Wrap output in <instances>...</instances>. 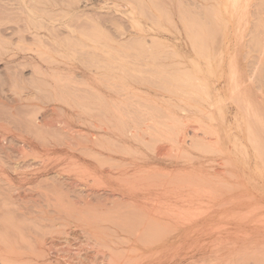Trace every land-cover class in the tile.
Returning a JSON list of instances; mask_svg holds the SVG:
<instances>
[{
    "label": "rangeland",
    "instance_id": "rangeland-1",
    "mask_svg": "<svg viewBox=\"0 0 264 264\" xmlns=\"http://www.w3.org/2000/svg\"><path fill=\"white\" fill-rule=\"evenodd\" d=\"M227 1L0 0V185L2 186H0V192L3 193H0V206L7 208L6 212L11 213L9 215L14 218L16 216L20 222L24 218L28 219L29 222L25 220L24 224L40 226L43 223V218L46 217L48 219L45 223H48V220H50L49 222L55 221V219V222L67 223L68 226L49 229L53 231L54 235H57L60 231L70 232L72 228L78 231L80 229L79 223L73 222L75 220L72 219L73 216L78 218L77 213H74L71 219L68 217L67 221L63 218L64 213L57 212L58 209H62L60 212H70L81 208L79 205H83L85 200H90L87 209L89 207L88 210L91 213L88 214L87 209L81 208L85 210L83 216L94 219L98 227L97 230L105 240L109 244L112 243V247L118 246L113 248L117 250L116 252L126 251L124 249L130 247L133 248L129 250H137L146 246L145 249L148 250L150 246L149 249L152 251L154 247H157L159 241L158 246L162 245L164 249H168L166 251L173 247V252L180 253V262L177 264H243L244 261V264H264V8H262L264 0H247L245 2L241 0V8L244 7L239 10V14L243 11L242 15H238V11L233 12L231 4ZM257 3H259L258 6H261L258 7ZM253 16L255 17L253 18ZM257 16H261V19ZM63 20L67 25L63 23ZM200 23L201 25H199ZM208 32L211 34L209 35ZM258 37L260 39H257ZM255 46L258 47L255 48ZM27 55L35 57L34 59L45 67L59 68L60 71L63 69L67 83L70 84L66 87L69 88L65 89L68 91V95H66V91V94L64 93L66 96L64 95L63 99L57 98L49 78H37L33 75V67L29 61L27 63L15 61L19 57ZM197 71L198 73H196ZM185 72L187 76H184ZM188 73L191 75L195 73V75L191 76ZM189 76L193 78H189ZM18 79L19 81H17ZM257 84L258 86H256ZM84 90H89L91 93L88 91L90 94H87ZM38 91L40 92L38 93ZM96 91L101 96H105L107 101H110L115 107L117 114L121 113L122 117L117 115L114 119L103 112ZM44 92L45 95H43ZM198 92L201 94L198 95ZM75 93L77 94L75 95ZM80 94L82 95L77 96ZM85 95L87 99L89 95L90 100H87ZM47 96L48 100H46ZM72 96H75V100L70 99ZM83 97L87 101L80 102L79 100ZM56 99H60V101L70 99L71 101L69 100V104H67L65 100L60 102ZM75 101L80 104H76ZM94 102H96L95 105ZM72 103L74 107H72ZM89 108H91L90 111ZM51 112L53 115L56 113V117L58 114V118L60 115L63 116L60 117L61 120H66L76 130H84V132L72 134L59 127L47 130L44 121L48 119ZM84 113L91 116L86 117ZM78 115H81V119ZM107 118L110 122L107 121ZM99 120L103 123L98 126L99 129L101 127V130L94 127V122L99 125L97 122ZM121 128L124 135L119 131ZM108 129L110 131H107ZM88 130L94 133L95 139L93 137L89 139L90 132ZM127 131L131 132L126 134ZM256 135L260 138L258 139L259 146L256 143ZM181 138L184 139L181 140ZM106 141L109 147L106 145ZM148 144L152 145L148 146ZM25 152L30 156H26ZM45 157L48 161L45 160ZM48 157L51 159L49 160ZM73 158L74 161L79 160L84 164L83 166L91 164L95 170H110L113 175H118L122 171L123 173L129 172L130 175L135 172V174L143 172L145 174L146 170H149L146 173L153 171L155 174L157 173V176L160 174V180L165 190H174L178 195L180 194L178 196L180 203H177L180 204V210L185 212V215L180 214L175 223L172 222V218H167L170 227H168V222L161 223L159 226L162 228L164 236L157 235L159 240L153 243L157 238L152 236L154 238L152 239L148 235L151 236L154 232L160 234L157 228V231L155 228V231H152V225L155 224L149 222L148 225L151 228H148L152 232L142 233V235L146 234V236H142L140 229L144 225L143 231L145 230L147 226L143 223L146 222H142L143 219L140 217L142 221L136 218L138 222H134L135 216L132 218L133 215L130 214L132 212L127 213L121 206L119 207L118 202H115L116 199L110 198L106 209H99V207L93 206H99L103 202L104 195L101 192H92L95 188L87 189L88 187L82 184L71 187L70 181L65 178L62 171L66 162L73 161ZM41 159L45 160L46 164L48 163L46 169H44ZM60 159L63 162L66 159L67 161L62 163ZM98 159H100L99 162ZM104 160H107L106 163ZM212 185L214 186L212 187ZM44 187L46 188L44 189ZM198 189L201 190V195L199 192L196 193ZM38 191L41 192L38 193ZM14 195L20 196L21 200L26 202L28 206L25 208L26 210L19 208L21 202L14 200L16 199ZM56 195L60 198H57ZM204 195L210 198L209 201L204 198L207 202H203L204 200L201 198ZM190 196L191 200L188 199ZM198 196H201L202 203ZM43 197L45 198L43 199ZM169 202L170 200L167 203ZM183 202L190 204L185 205L187 204L185 203L182 206ZM112 203H116L114 208L117 205L118 209L113 208L114 211H112ZM72 205L76 209L72 208ZM94 209L97 212L91 211ZM113 212H117L118 215L116 216L117 213H115L114 216ZM200 212H208L210 216L203 215V218ZM127 215L132 216L128 219ZM59 216L61 221H58ZM111 216L117 218L120 216V218L115 220ZM34 217L36 219L39 217L38 221H34ZM110 219L115 224L112 221L110 224ZM127 220L132 221L129 223ZM164 220L166 221V218ZM262 223L263 225H261ZM127 231L131 233L127 234ZM68 232L59 234L61 239L64 237V239H69L71 244H75V236L72 237L74 234ZM135 233L136 235H134ZM109 235L110 239L113 237L111 240L108 239ZM132 235L134 237L140 235V238H133ZM138 239L143 240L140 242ZM143 241H146L148 245ZM149 241L152 243L151 245ZM59 242L63 243L64 241ZM68 246L67 243H63L61 247L73 249ZM259 248L263 254H251L252 251ZM175 249L177 250L174 251ZM241 250L244 253H250L244 257L245 259L243 258L244 261L241 260ZM220 252L227 254L224 255Z\"/></svg>",
    "mask_w": 264,
    "mask_h": 264
},
{
    "label": "bare ground",
    "instance_id": "bare-ground-1",
    "mask_svg": "<svg viewBox=\"0 0 264 264\" xmlns=\"http://www.w3.org/2000/svg\"><path fill=\"white\" fill-rule=\"evenodd\" d=\"M35 1V0H34ZM51 1H53V0H51ZM59 1V0H58ZM154 1V0H153ZM216 1V0H215ZM222 1V0H221ZM224 1V0H223ZM243 1V0H242ZM241 0H228L227 2L229 3V4H231V6H232V11L234 12H237L238 11V15H242V13H244L243 11H241L240 13L241 14H239V10H242L243 9V7L244 6H242V8H241V2H242ZM245 1H247V0H244V2ZM59 3V2H58ZM61 3V2H60ZM248 3V2H247ZM44 4V3H43ZM56 4V3H55ZM152 4V3H151ZM219 4V3H218ZM258 4L259 3H257L256 5L258 6ZM264 4V3H263ZM49 5H50V3H49ZM61 5H62V3H61ZM247 5V4H246ZM254 5V4H253ZM56 6V5H55ZM137 6V5H136ZM155 6V5H154ZM248 6V5H247ZM259 6H261V5H259ZM258 6V7H259ZM32 7V6H31ZM215 7V6H214ZM221 7V6H220ZM253 7V6H252ZM258 7H257V9H258ZM37 8V7H36ZM65 8H67V7H65ZM147 8V7H146ZM212 8V7H211ZM228 8V7H227ZM231 8V7H230ZM246 8V7H245ZM262 8H264V5L262 6ZM261 8V9H262ZM35 9V8H34ZM137 9V8H136ZM164 9V8H163ZM163 9H161V10H163ZM208 9H209V6H208ZM220 9V8H219ZM255 9H256V7H255ZM142 10V9H141ZM141 10H140V12H141ZM211 10V9H210ZM217 10V9H216ZM228 10V9H227ZM226 10V11H227ZM259 10V9H258ZM39 11H40V9H39ZM144 11V10H143ZM146 11V10H145ZM180 11V10H179ZM212 11V10H211ZM218 11V10H217ZM222 11V10H221ZM261 11V10H260ZM264 11V10H263ZM42 12H44V11H42ZM46 12V11H45ZM68 12V11H67ZM223 12V11H222ZM256 12V11H255ZM49 13V12H48ZM143 13V12H142ZM162 13H163V11H162ZM166 13V12H165ZM182 13V12H181ZM193 13V12H192ZM215 13V12H214ZM261 13V12H260ZM223 14V13H222ZM237 14V13H236ZM245 14H246V12H245ZM256 14H257V12H256ZM255 13H254V15H256ZM262 14V13H261ZM43 15V14H42ZM45 15V14H44ZM43 15V16H44ZM48 15V14H47ZM46 15V16H47ZM169 15V14H168ZM259 15V14H258ZM263 15V14H262ZM261 15V16H262ZM42 16V17H43ZM260 16V17H261ZM31 17V16H30ZM164 17V16H163ZM166 17V16H165ZM164 17V18H165ZM186 17V16H185ZM228 17V16H227ZM255 16H253V18H254ZM257 17H259V16H257ZM259 17V19H261ZM263 17V16H262ZM33 18V17H32ZM167 18H168V16H167ZM66 19V18H65ZM205 19V18H204ZM264 19V18H263ZM33 20V19H32ZM49 20V19H48ZM234 20V19H233ZM239 20V19H238ZM35 21V20H34ZM37 21V20H36ZM60 21H61V19H60ZM64 21V20H63ZM196 21V20H195ZM202 21V20H201ZM200 21V22H201ZM207 21V20H206ZM224 21V20H223ZM232 21V20H231ZM257 21V20H256ZM262 21V20H261ZM67 22V21H66ZM71 22V21H70ZM101 22V21H100ZM139 22V21H138ZM192 22V21H191ZM204 22V21H203ZM222 22V21H221ZM233 22V21H232ZM63 23H65V21L63 22ZM68 23H69V21H68ZM185 23H187V22H185ZM195 23V22H194ZM196 23H197V21H196ZM215 23V22H214ZM218 23H220V22H218ZM238 23H240V22H238ZM246 23V22H245ZM39 24V23H38ZM71 24V23H70ZM190 24V23H189ZM229 24V23H228ZM244 24V23H243ZM247 24V23H246ZM255 24H256V22H255ZM65 25H67L66 23H65ZM199 25H201V23L199 24ZM230 25V24H229ZM36 26V25H35ZM72 26V25H71ZM193 26V25H192ZM196 26V25H195ZM203 26H205V25H203ZM208 26V25H207ZM216 26H217V24H216ZM187 27H188V25H187ZM191 27V26H190ZM197 27V26H196ZM243 27V26H242ZM241 27V28H242ZM193 28V27H192ZM208 28H210V27H208ZM244 28V27H243ZM64 29V28H63ZM190 29V28H189ZM193 29H195V28H193ZM221 29V26L219 27V30ZM96 30V29H95ZM98 30V29H97ZM217 30V29H216ZM1 31V30H0ZM93 31V30H92ZM7 32V31H6ZM190 32V31H189ZM194 32V31H193ZM4 33H5V31H4ZM207 33V32H206ZM209 33V32H208ZM258 33V32H257ZM211 33H209V35H210ZM254 35V34H253ZM257 35V34H256ZM251 36V35H250ZM200 37V36H199ZM212 37V36H211ZM210 37V38H211ZM256 39V38H255ZM254 39V40H255ZM257 39H260L259 37L257 38ZM211 40V39H210ZM252 40V39H251ZM79 41V40H78ZM212 41V40H211ZM250 41V40H249ZM256 41V40H255ZM257 41H259V40H257ZM98 42V41H97ZM252 42H254V41H252ZM83 43V42H82ZM84 44V43H83ZM80 45H82V44H80ZM107 45V44H106ZM251 45V44H250ZM213 46V45H212ZM252 46V45H251ZM260 46V45H259ZM204 47V46H203ZM205 47L206 48H208L206 45H205ZM256 47H258V46H255V48ZM22 50V49H21ZM204 50V49H203ZM205 51V50H204ZM263 54V53H262ZM95 56H96V54H95ZM98 56V55H97ZM111 56V55H110ZM93 57V56H92ZM35 57H32V56H29V55H27V56H21V57H19L18 59H16L15 61H17V60H19V62L20 61H24V63L26 62L27 63V61H29L30 62V64H31V66L33 67V75H35L37 78L38 77H41V78H49V80H50V82H51V84H52V87H53V92L55 91V96L57 97V98H61V99H63V96L66 94V91L67 90H65V89H68V88H66L67 87V85L69 84V83H67V79H66V76L64 75V71H63V69H62V71H60L59 70V68L57 69V68H50V67H45V66H43L39 61H37V60H35L34 59ZM41 58V57H40ZM101 58V57H100ZM90 59V58H89ZM115 59V58H114ZM43 61V60H42ZM104 61V60H103ZM50 62V61H49ZM15 64H16V62H15ZM45 64V63H44ZM47 64V63H46ZM45 64V65H46ZM107 64V63H106ZM18 65V64H17ZM20 65V64H19ZM21 65H23V63H21ZM20 65V66H21ZM24 66H25V64H24ZM109 66V65H108ZM14 67V66H13ZM113 67V66H112ZM57 69V70H56ZM19 70V69H18ZM179 70V69H178ZM197 70V69H196ZM53 71V73H51ZM153 71V70H152ZM177 71V70H176ZM183 71H185V70H183ZM191 71V70H190ZM193 71V70H192ZM156 72V71H155ZM178 72V71H177ZM176 72V73H177ZM181 72V71H180ZM187 72V71H186ZM186 72H185V74H186ZM194 72V71H193ZM51 73V74H50ZM159 73V72H158ZM196 73H198V71L196 72ZM204 73V72H203ZM184 74V73H183ZM188 74H190L191 75V73H188ZM193 75H195V73H193ZM193 75H191V76H193ZM184 76H187V74L186 75H184ZM191 76H189V78L191 77ZM204 76V75H203ZM163 77V76H162ZM195 77V76H194ZM198 77V76H197ZM264 77V76H263ZM16 78H17V76H16ZM19 78V77H18ZM164 78V77H163ZM166 78V77H165ZM187 78V77H186ZM191 78H193V77H191ZM202 78V77H201ZM40 79V78H39ZM161 80H163L164 81V79H162V78H160ZM179 79V78H178ZM200 79V78H199ZM36 80H38V79H36ZM183 80V79H182ZM181 80V81H182ZM189 80V79H188ZM17 81H19V79L17 80ZM44 81V80H43ZM165 81H167V80H165ZM175 81H176V79H175ZM196 81L198 82V80H197V78H196ZM15 82V81H14ZM13 82V83H14ZM33 82H35V81H33ZM46 82V81H45ZM71 82V81H70ZM204 82V81H203ZM39 83V82H38ZM168 83H170V82H168ZM208 83V82H207ZM256 83H257V81H256ZM255 83V84H256ZM263 83V82H262ZM48 85H49V83H47ZM46 84V85H47ZM73 84H74V82H73ZM204 84V83H203ZM14 85V84H13ZM32 85V84H31ZM41 85V84H40ZM70 85V84H69ZM161 85V84H160ZM179 85V84H178ZM183 85V84H182ZM186 85V87H187V84H185ZM192 85V84H191ZM190 85V86H191ZM195 85H196V83H195ZM208 85V84H207ZM19 86V85H18ZM42 86V85H41ZM50 86V85H49ZM48 86V87H49ZM159 86V85H158ZM174 86V85H173ZM256 86H258V84L256 85ZM21 87V86H20ZM32 87H33V85H32ZM36 87V86H35ZM75 87V85L73 86V88ZM93 87V86H92ZM19 88V87H18ZM44 88V87H43ZM47 88V87H46ZM50 88V87H49ZM79 88V87H78ZM88 88H90L89 86H88ZM161 88H163L162 86H161ZM178 88V87H177ZM191 88H192V86H191ZM201 88V87H200ZM25 89V88H24ZM38 89V88H37ZM75 89V88H74ZM77 89V88H76ZM80 89V88H79ZM83 89V88H82ZM160 89V88H159ZM71 90V89H70ZM78 90V89H77ZM76 90V91H77ZM94 90V89H93ZM187 90V89H186ZM189 90V89H188ZM21 91V90H20ZM85 91V90H84ZM89 90H86L85 92H87V94L90 92H88ZM92 91V90H91ZM166 91V90H165ZM37 92V91H36ZM40 91H38V93H39ZM47 92H48V90H47ZM50 92V91H49ZM70 92V91H69ZM97 92V96H98V100L100 101L99 102V104H100V108L103 110V112H105L107 115H109L111 118H114V119H116V117H117V115H119V117H122V115H121V113L120 114H117V112L115 111V107H113L112 106V103H110V101L108 102L107 101V98L104 96H101V94H99L98 93V91H96ZM111 92H113V91H111ZM184 92V91H183ZM65 93V94H64ZM71 93V95H73L72 94V92H70ZM69 93V94H70ZM91 93V92H90ZM89 93V94H90ZM93 93V92H92ZM199 93L200 92H198V95H199ZM51 94V93H50ZM77 93H75V95H76ZM86 94V93H85ZM201 94V93H200ZM43 95H45V92H44V94ZM66 95H68V91H67V94ZM65 95V96H66ZM82 94H80V95H77V96H81ZM92 95V94H91ZM94 96H95V94H94ZM97 96H96V98H97ZM202 96V95H201ZM21 97V96H20ZM28 97V96H27ZM31 97H32V95H31ZM55 97V98H56ZM69 97H70V95H69ZM74 97L75 96H72L70 99H74ZM85 98L87 97L86 95L84 96ZM84 97H83V99H81V100H79L80 102H82V100H84ZM109 97V96H108ZM197 97V96H196ZM37 98V97H36ZM43 98H46V97H43ZM82 98V97H81ZM129 98V97H128ZM197 98H199V97H197ZM214 98V97H213ZM218 98V97H217ZM30 99V98H29ZM54 99V98H53ZM65 99H67V98H65ZM64 99V100H65ZM70 99H68V101H66L67 102V104H69V100ZM77 99H78V97H77ZM80 99V98H79ZM87 99V98H86ZM85 99V100H86ZM88 99L90 100V98H89V95H88ZM87 99V100H88ZM206 99V98H205ZM38 100H40V99H38ZM46 100H48V96H47V99ZM57 100V99H56ZM64 100H61V101H64ZM75 100V99H74ZM84 100V101H85ZM86 100V101H87ZM92 101H93V99H91ZM95 100V99H94ZM97 100V101H98ZM126 100V99H125ZM124 100V101H125ZM204 100V99H203ZM203 100H200V101H203ZM29 101V100H28ZM57 101H60V99L59 100H57ZM60 101V102H61ZM71 101V100H70ZM73 101V100H72ZM76 102V104H80V102H77V101H75ZM74 102V103H75ZM119 102V101H118ZM137 102V101H136ZM243 102V101H242ZM59 103V102H58ZM87 103V102H86ZM85 103V104H86ZM93 103V102H92ZM92 103H90L91 105H92ZM95 103L96 102H94V105H95ZM135 103V102H134ZM204 103H206V102H204ZM208 103V102H207ZM44 104V103H43ZM61 104V103H60ZM63 104V103H62ZM83 104H84V102H83ZM88 104V103H87ZM126 104V103H125ZM196 104V103H195ZM72 107H74V104L72 103ZM93 105V106H94ZM119 105V104H118ZM79 106H82V105H79ZM86 106V105H85ZM92 106V107H93ZM98 106V105H97ZM88 107V106H87ZM99 107V106H98ZM128 107H130V106H128ZM51 108H53V107H51ZM56 108V107H55ZM123 108V107H122ZM33 109V108H32ZM90 109L91 108H89V111H90ZM96 109V108H95ZM94 109V110H95ZM125 109V108H124ZM61 110V109H60ZM75 110V109H74ZM50 111V110H49ZM53 111H55L56 112V110H54L53 109ZM101 111V110H100ZM121 111V110H120ZM125 111V110H124ZM130 111V110H129ZM58 112H59V110H58ZM62 112V111H61ZM74 112V111H73ZM85 112V111H84ZM87 113H88V110L86 111ZM170 112V111H169ZM249 112V111H248ZM50 113V112H49ZM48 113V114H49ZM80 113V112H79ZM81 113H83V112H81ZM99 113H101V112H99ZM98 113V114H99ZM45 114V113H44ZM56 113H54V115H53V113L51 112V115L48 117V119H45V121H44V126H46L47 127V130H48V128H52V127H59L60 129H62V130H65V131H67V132H69V133H72V134H75V133H82V132H84V130H76L75 129V127L73 126V125H71V124H69L66 120H61L60 119V117H61V115L59 116V118H58V114H57V117H56V115H55ZM85 114V113H84ZM104 114V113H103ZM127 114H128V112H127ZM135 114V113H134ZM248 114V113H247ZM86 115V114H85ZM97 115V114H96ZM102 115V114H101ZM136 115V114H135ZM46 116H48V115H46ZM78 116H80V119H81V115H78ZM77 116V117H78ZM89 115H86V117H88ZM91 116V115H90ZM89 116V117H90ZM106 116V115H105ZM125 116V115H124ZM63 117V116H62ZM61 117V118H62ZM83 117H84V115H83ZM82 117V119H84ZM102 117V116H101ZM107 117V116H106ZM105 117V118H106ZM137 117V116H136ZM45 118V117H44ZM102 118H104V117H102ZM126 118H127V116H126ZM168 118V117H167ZM39 119V118H38ZM43 119V118H42ZM66 119V118H65ZM93 119V118H92ZM153 119H155V118H153ZM96 120V119H95ZM105 120V119H104ZM109 119L107 118V121H108ZM128 120V119H127ZM130 120V119H129ZM146 120V119H145ZM175 120V119H174ZM90 121V120H89ZM117 121V120H116ZM160 121V120H159ZM97 122H99V125L98 124H96V122H94V127H96L98 130H101V127H100V129L98 128V126H100V124H103L102 123V121L101 120H99V121H97ZM109 122H110V120H109ZM122 122V121H121ZM137 122V121H136ZM88 123V122H87ZM108 123V122H107ZM112 123V122H111ZM131 123V122H130ZM138 123V122H137ZM156 124V123H155ZM91 125V124H90ZM135 125V124H134ZM159 124L157 123V126H158ZM166 125V124H165ZM174 125V124H173ZM246 125V124H245ZM42 126V125H41ZM167 126H169V125H167ZM37 127V126H36ZM40 127V126H39ZM38 127V128H39ZM93 127V126H92ZM106 127V126H105ZM135 127V126H134ZM162 127V126H161ZM249 127V126H248ZM251 127V126H250ZM89 128H91V127H89ZM128 128H129V125H128ZM138 128V127H137ZM136 128V129H137ZM173 129H174V127H172ZM201 128V127H200ZM49 129V130H50ZM97 129H96V131H97ZM107 129V128H106ZM105 129V130H106ZM132 129V128H131ZM135 129V130H136ZM139 129V128H138ZM173 129H171L172 131H173ZM180 129V128H179ZM202 129V128H201ZM42 130H43V128H42ZM46 130V131H47ZM54 130H56V129H54ZM93 130V129H92ZM102 130H103V128H102ZM104 130V131H105ZM134 130V129H133ZM6 131H8V130H6ZM56 131H58V130H56ZM56 131H55V133H56ZM89 131V130H88ZM107 131H110L109 129L107 130ZM119 131L120 132H122L123 130H122V128L121 129H119ZM182 131V130H181ZM43 132V131H42ZM90 132V131H89ZM99 132V131H98ZM129 132H131V131H127L126 132V134H128ZM183 132V131H182ZM5 133V132H4ZM88 133V132H87ZM96 133V132H95ZM124 132H122L121 134H123ZM175 133V132H174ZM205 133V132H204ZM247 133V132H246ZM37 134V133H36ZM44 134V133H43ZM47 134V133H46ZM45 134V135H46ZM58 134V133H57ZM68 134V133H67ZM113 134V133H112ZM169 134V133H168ZM181 134V133H180ZM86 135V134H85ZM124 135V134H123ZM138 135V134H137ZM175 135V134H174ZM183 135V134H182ZM217 135V134H216ZM53 136V135H52ZM96 136V135H95ZM108 136V135H107ZM127 136V135H126ZM134 136V135H133ZM166 136V135H165ZM169 136V135H168ZM196 136V135H195ZM257 136V135H256ZM255 136V137H256ZM35 137V136H34ZM38 137H40V136H38ZM67 137V136H66ZM90 137V138H89ZM89 139H91V137H93L94 138V133H91L90 132V135H89ZM99 137V136H98ZM109 137H111V136H109ZM113 137V136H112ZM118 137V136H117ZM136 137V136H135ZM139 137V136H138ZM158 137V136H157ZM254 137V138H255ZM76 138V137H75ZM105 138V137H104ZM107 138V137H106ZM120 138V137H119ZM137 138V137H136ZM150 138V137H149ZM190 138V137H189ZM193 138V137H192ZM205 138V137H204ZM212 138V137H211ZM250 138V137H249ZM253 138V139H254ZM38 139V138H37ZM51 139V138H50ZM65 139V138H64ZM73 139V138H72ZM76 139H78V138H76ZM95 139V138H94ZM117 139V138H116ZM121 139V138H120ZM135 139V138H134ZM139 139V138H138ZM184 138H181V140H183ZM194 139V138H193ZM203 139V138H202ZM208 139V138H207ZM217 139V138H216ZM227 139V138H226ZM253 139H251V140H253ZM258 139H260V138H258V136H257V142L256 143H258L259 141H258ZM67 140V139H66ZM104 140V139H103ZM147 140V139H146ZM150 140H151V138H150ZM179 140V139H178ZM190 140V139H189ZM215 140V139H214ZM249 140V139H248ZM255 140V139H254ZM262 140V139H261ZM260 140V141H261ZM25 141V140H24ZM40 141V140H39ZM102 141V140H101ZM108 141V140H107ZM107 141H106V145H107ZM121 141V140H120ZM153 141V140H152ZM180 141V140H179ZM256 141V140H255ZM254 141V142H255ZM263 141V140H262ZM46 142V141H45ZM82 142V141H81ZM110 142H113V141H110ZM154 142V141H153ZM210 142V141H209ZM28 143V142H27ZM103 143V142H102ZM101 143V144H102ZM141 143V142H140ZM180 143V142H179ZM181 143H184V142H181ZM196 143V142H195ZM197 143H199V142H197ZM205 143V142H204ZM208 143V142H207ZM212 143V142H211ZM214 143V142H213ZM252 143H253V141H252ZM43 144V143H42ZM41 144V145H42ZM100 144V143H99ZM104 144V143H103ZM102 144V145H103ZM108 144H110V143H108ZM119 144V143H118ZM194 144V143H193ZM216 144H217V142H216ZM51 145V144H50ZM61 145H63V144H61ZM77 145V144H76ZM98 145V144H97ZM117 145V144H116ZM120 145V144H119ZM145 145V144H144ZM147 145V144H146ZM151 146L152 144H148V146ZM158 145V144H157ZM156 145V146H157ZM253 145H254V143H253ZM253 145H251V146H253ZM258 146H259V143L257 144ZM34 146V145H33ZM105 146V145H104ZM108 146V145H107ZM115 146V145H114ZM123 146V145H122ZM180 146H182L181 144H180ZM210 146V145H209ZM257 146V147H258ZM89 147V146H88ZM109 147V146H108ZM126 147V146H125ZM189 147V146H188ZM214 147V146H213ZM48 148V147H47ZM97 148L98 149H100L98 146H97ZM102 149H104V147H101ZM117 148V147H116ZM127 148V147H126ZM150 148H152V147H150ZM159 148V147H158ZM202 148H205V147H202ZM253 148V147H252ZM107 149V148H106ZM208 149V148H207ZM258 149V148H257ZM257 149H255L256 151H257ZM20 150V149H19ZM34 150V149H33ZM32 150V151H33ZM39 150V149H38ZM110 150V149H109ZM206 150V149H205ZM214 150V149H213ZM212 150V151H213ZM22 151V150H21ZM73 151V150H72ZM89 151V150H88ZM148 151V150H147ZM209 151V150H208ZM215 151H216V149H215ZM65 152V151H64ZM111 152V151H110ZM132 152V151H131ZM137 152V151H136ZM202 152V151H201ZM26 153V152H25ZM31 153V152H30ZM45 153H47V152H45ZM51 153H53V151H51ZM66 153V152H65ZM128 153V152H127ZM176 153V152H175ZM227 153V152H226ZM27 154V153H26ZM34 154V153H33ZM44 154V153H43ZM50 154V153H49ZM139 154V153H138ZM178 154V153H177ZM256 154V153H255ZM88 155V154H87ZM226 155V154H225ZM259 155V154H258ZM24 156H25V154H24ZM26 156H30V155H26ZM86 156V155H85ZM173 156H174V154H173ZM263 156V155H262ZM261 156V157H262ZM46 157H47V154H46ZM46 157H45V160L46 161H48L47 159H46ZM52 157V156H51ZM51 157H50V159H51ZM71 157H73V156H71ZM88 157V156H87ZM171 157V156H170ZM175 157V156H174ZM32 158V157H31ZM75 158V157H74ZM73 158V161L71 160V162H69V161H67V159H66V161L68 162H66V164H65V168H64V170L62 171L63 172V174H64V176H65V178L67 179V180H69L70 181V185H71V187H73V186H77L78 184H82L83 186L85 185V187L87 186L88 188L87 189H89V187H90V189H93V188H95V189H93L94 191H92V192H101L103 195H104V200H103V202H101L100 204H99V206H93V204H92V206L93 207H99V209H106V207L108 206V200H110V198H112V199H116L115 200V202H118L117 203V205L119 204V207L121 206L125 211H127V213L129 212H132V213H130V214H132L133 215V217L132 218H134V216H135V221L134 222H138L137 220L138 219H143V221L142 222H146L147 223V225H146V223H143V224H145V226H147L146 228H145V230L143 231V227H144V225H143V227H142V229H140L141 231V235H142V233H146L147 232V234H148V232H154L155 230H156V228H157V230H159L158 231V233H160L161 234V230H162V228L159 226L161 223H166V222H168V225H169V221H168V219L167 218H172V220H170V221H172V222H174L175 223V221H176V219H177V217L179 218V215L180 214H182L183 212H181V206H180V204H178L177 202H179L178 201V196L180 195H178L174 190H172L173 189V187H172V191H170V190H165V187L163 186V183H162V181L160 180L161 178H160V174H158V176L152 171V173H154V175H151L152 173L150 172V173H146V172H148L149 170H146V172H145V174H129V172H124L123 173V171L122 172H120L118 175H113V173L112 172H110V170H104V171H101V169L100 170H95V168L91 165V164H88V165H85V166H83L84 164H82L78 159V161H74L75 159ZM233 158V157H232ZM48 159H49V157H48ZM49 159V160H50ZM59 159V158H58ZM62 160H63V158H61ZM60 159V160H61ZM80 159V158H79ZM93 159H94V157H93ZM102 159V158H101ZM181 159V158H180ZM45 160H42L41 159V161H42V163H43V165H44V169H46L48 166V163L46 164V162H45ZM52 160H53V158H52ZM51 160V161H52ZM61 160V161H62ZM99 160L100 159H98V162H99ZM122 160V159H121ZM37 161V160H36ZM50 161V162H51ZM96 161H97V159H96ZM105 161V163H106V161L107 160H104ZM114 161V160H113ZM65 162H63L62 161V163H65ZM92 162V161H91ZM90 162V163H91ZM109 162V161H108ZM230 162H232V161H230ZM103 163V162H102ZM53 164V163H52ZM98 164H100V163H98ZM104 164V163H103ZM102 165V164H101ZM100 165V166H101ZM109 165V164H108ZM133 165V164H132ZM103 166V165H102ZM112 166V165H111ZM130 166V165H129ZM232 166V165H231ZM117 167V166H116ZM51 168V167H50ZM44 169H43V171H44ZM52 169V168H51ZM63 169V168H62ZM122 169V168H121ZM209 169H211V168H209ZM127 170V169H126ZM51 171V170H50ZM54 171V170H53ZM138 171V170H137ZM199 171V170H198ZM138 172H140V171H138ZM192 173V172H191ZM228 173V172H227ZM194 174V173H193ZM201 174V173H200ZM213 174V173H212ZM7 175V174H6ZM202 175V174H201ZM222 175H223V173H222ZM228 175H230V174H228ZM2 176V175H1ZM42 176V175H41ZM173 176V175H172ZM186 176V175H185ZM184 176V177H185ZM224 176V175H223ZM242 176V175H241ZM3 177V176H2ZM195 177H196V175H195ZM209 177V176H208ZM234 177V176H233ZM232 177V178H233ZM169 178V177H168ZM170 179V178H169ZM204 179V178H203ZM206 179V178H205ZM209 179V178H208ZM214 179V178H213ZM30 180V179H29ZM175 180V179H174ZM178 180V179H177ZM45 181V180H44ZM169 181V180H168ZM202 181V180H201ZM217 181V180H216ZM236 181V180H235ZM178 182V181H177ZM209 182H211V181H209ZM242 182V181H241ZM10 183V182H9ZM207 183V182H206ZM37 184V183H36ZM212 184V183H211ZM219 184V183H218ZM8 185V184H7ZM47 185V184H46ZM221 185H223V184H221ZM225 185V184H224ZM228 185V184H227ZM1 186V185H0ZM5 186V185H4ZM49 186V185H48ZM48 186H46V187H48ZM214 185H212V187H213ZM2 187V186H1ZM35 187V186H34ZM38 187V186H37ZM43 187V186H42ZM46 187H44V189L46 188ZM223 187V186H222ZM227 187V186H226ZM229 187V186H228ZM227 187V188H228ZM41 188V187H40ZM187 188V187H186ZM48 190V189H47ZM84 190V189H83ZM176 190V189H175ZM179 190V189H178ZM230 190V189H229ZM233 190V189H232ZM7 191V190H6ZM49 191V190H48ZM47 191V192H48ZM201 191V190H200ZM200 191H199V189L197 190V192L196 193H198L199 192V194H200ZM23 192V191H22ZM33 192V191H32ZM41 192V191H40ZM39 191H38V193H40ZM43 192V191H42ZM192 192V191H191ZM203 192V191H202ZM1 193V192H0ZM7 193V192H6ZM46 193V192H45ZM55 193V192H54ZM195 193V194H196ZM1 194H3V193H1ZM42 194V193H41ZM56 194V193H55ZM90 194H93V193H90ZM96 194V193H95ZM21 195V194H20ZM33 195H34V193H33ZM57 195H59V194H57ZM56 195V196H57ZM97 195V194H96ZM170 196V197H168V196ZM196 195H198V194H196ZM201 195V194H200ZM203 195V194H202ZM221 195V194H220ZM27 196V195H26ZM29 196V195H28ZM41 196V195H40ZM62 196V195H61ZM80 196V195H79ZM83 196V195H82ZM90 196V195H89ZM89 196H87L88 198H89ZM94 196V195H93ZM213 196V195H212ZM33 197V196H32ZM52 197V196H51ZM65 197V196H64ZM72 197V196H71ZM197 197V196H196ZM195 197V198H196ZM199 197V199L201 198V196H198ZM209 197L211 198V196H210V194H209ZM218 197V196H217ZM7 198V197H6ZM14 198H16V199H14V200H17V202H21L20 204H19V208L20 209H25V208H28V206H27V204H26V202L25 201H22L21 200V197L20 196H18V195H14ZM24 198V197H23ZM45 197H43V199H44ZM53 198V197H52ZM56 198V197H55ZM57 198H60V197H58L57 196ZM80 198V197H79ZM169 198H171V199H169ZM190 198H192L191 196L190 197H188V199H190ZM204 198H207V195H204V196H202V198L201 199H203L204 201L203 202H207V200L208 199H210V198H207V200H205ZM213 198H215L214 196H213ZM42 199V198H41ZM54 199V198H53ZM76 199V198H75ZM101 199V198H100ZM170 200V204L169 203H167L169 200ZM187 199V198H186ZM198 198H197V200H199ZM200 199V202L202 201ZM212 199V198H211ZM67 200V199H66ZM191 200V199H190ZM194 200H196V199H194ZM47 201V200H46ZM56 201V200H55ZM80 201V200H79ZM209 201V200H208ZM210 201H212V200H210ZM6 202V201H5ZM32 202V201H31ZM43 202V201H42ZM53 202H54V200H53ZM59 202V201H58ZM90 200H85L84 201V204L83 205H79V206H81V208H84V209H87V206H88V204H90ZM100 202V201H99ZM114 202V201H113ZM198 202V201H197ZM40 203V202H39ZM61 203V202H60ZM75 203V202H74ZM180 203V202H179ZM185 203H187V202H185ZM184 202H183V204H182V206L185 204ZM195 203V202H194ZM202 203V202H201ZM113 204V207H112V211H114L113 210V208H114V205L116 204H114V203H112ZM178 204V205H177ZM188 204H190L189 202L187 203V204H185V205H188ZM200 204V203H199ZM5 205H7L6 203H5ZM4 205V206H5ZM54 205H55V203H54ZM56 205H58V204H56ZM117 205H116V208H114V209H118V207H117ZM204 205V204H203ZM202 205V206H203ZM245 205V204H244ZM11 206V205H10ZM9 206V207H10ZM91 206V207H92ZM191 206V205H190ZM211 206V205H210ZM14 207V206H13ZM30 207V206H29ZM53 207V206H52ZM56 208H57V206H55ZM64 207V206H63ZM75 207V206H74ZM73 207V205H72V208H74ZM92 207V208H93ZM192 207V206H191ZM200 207H201V205H200ZM248 207V206H247ZM12 208V207H11ZM38 208V207H37ZM81 208H78V209H76V207H75V209L76 210H72V211H70V212H66L65 213V211L64 212H60V210L62 211V209H58V211L57 212H59V213H64L63 215V218L64 219H66L67 220V218L69 217L70 219H71V216H73V214L74 213H77V215H78V218H75V216H73L74 218H72L73 220H75V221H73V222H75V223H79V231L78 230H74L73 228L72 229H70L71 231L70 232H68L67 230L66 231H60V232H58L57 233V235H54V233H53V231H51L52 229L51 228H56V229H58L57 227H65L66 225H67V223L66 224H64V223H60V222H55L56 221V219H55V221H51V222H49L50 220H48V223H45L46 222V220L48 219V217H46V218H43L44 220H42L43 221V223H41V225L40 226H37V225H35V226H33V225H31L30 223H26V224H24L25 223V218H24V220L23 221H21L20 222V219H19V221H18V219L16 218V216H15V218L14 217H12V216H10L11 215V213H9V212H6L8 209L7 208H5V207H3V206H0V264H177V263H179L180 261H179V255H180V253L179 252H173V247L172 248H170V249H172V251H170V249H169V251H166V250H168V249H164V247H162V245L161 246H158L159 245V239H158V237H157V235H159V237L160 236H164V232H162L163 233V235L161 234H157V232H156V234H155V232L154 233H152L153 235H151L150 236V234L148 235L149 237H151L152 238V236H154V238H157L156 240L154 239V238H152V239H154V241H153V243L155 242V241H158L157 242V247L154 249H152V251H150V249H149V247H148V250L147 249H145V248H141V249H137V250H129V249H132L131 247L128 249V248H126V249H124V250H126V251H121L120 253L119 252H116L117 250H115V249H113V248H116V247H118V246H114V247H112L111 246V242L113 241H111L110 243L111 244H109V242L108 241H106L105 240V238L101 235V233H99V231L97 230L98 229V227L96 226V223H95V221H94V219H91L90 217H88V216H83V214L85 213V210H82ZM109 208V207H108ZM189 208V207H188ZM216 208V207H215ZM14 209V208H13ZM41 209V208H40ZM67 209V208H66ZM68 209H71V208H68ZM88 209H89V207H88ZM87 209V212H88V214H90L91 212L89 211ZM104 209V210H105ZM123 209H121L122 210V212H124L123 211ZM217 209V208H216ZM252 209V208H251ZM10 210H12V209H10ZM26 210V209H25ZM96 209H94V210H91V211H94V212H97V210H98V208H97V210L95 211ZM189 210V209H188ZM199 210V209H198ZM208 210V209H207ZM240 210V209H239ZM27 211H29V210H27ZM34 211V210H33ZM43 211V210H42ZM68 211V210H67ZM118 211V210H117ZM184 211V210H183ZM199 211H201V209L199 210ZM206 211V210H205ZM211 211V210H210ZM248 211H250V210H248ZM86 212V213H87ZM90 212V213H89ZM93 212V213H94ZM103 212H105V211H103ZM120 212V211H119ZM222 212V211H221ZM25 213V212H24ZM29 213H31V212H29ZM49 213H51V212H49ZM58 213V214H59ZM92 213V214H93ZM99 213V212H98ZM108 213H111V212H108ZM107 213V214H108ZM115 213H117V212H115ZM115 213L113 212V214H114V216H115ZM126 213V212H125ZM135 215H134V214ZM185 213V212H184ZM183 213V214H184ZM187 213V212H186ZM189 213V212H188ZM190 213H191V211H190ZM197 214H199V212H196ZM212 214H213V212H211ZM10 214V215H9ZM26 214V213H25ZM105 214V213H104ZM106 214V216H108ZM239 214V213H238ZM27 215V214H26ZM30 215V214H29ZM76 215V214H75ZM110 215V214H109ZM118 215V213L116 214V216ZM123 215V218L125 219V216H124V214H122ZM122 215H121V217H122ZM132 215H130V217H129V215H127L126 217L129 219V218H131V216ZM185 215V214H184ZM194 215H195V212H194ZM200 215L201 216H203V215H209L210 216V213H205V212H200ZM105 216V217H106ZM112 217L113 219L115 218V220L116 219H118V218H120V216L117 218V217ZM168 216V217H167ZM182 216V215H181ZM242 216V215H241ZM94 217V216H93ZM104 217V218H105ZM140 217V218H139ZM206 217V216H205ZM22 218V217H21ZM35 218V217H34ZM39 218V217H38ZM38 218L36 219L35 218V220L34 221H38ZM42 218V217H41ZM104 218H101V219H104ZM122 218V219H123ZM136 218H137V220H136ZM166 218V221L164 220ZM183 218V217H182ZM189 218V217H188ZM202 218V217H201ZM203 218H204V216H203ZM207 218V217H206ZM205 218V219H206ZM211 218V217H210ZM17 219V220H16ZM53 219V218H52ZM61 218H60V216L58 217V221L60 220ZM100 219V220H101ZM123 219V220H124ZM222 219V218H221ZM28 220V219H27ZM26 220V221H27ZM30 220H32V219H30ZM99 220V219H98ZM97 220V221H98ZM120 220V219H119ZM181 220V219H180ZM201 220V219H200ZM41 221V222H42ZM61 221V220H60ZM63 221V220H62ZM65 221V220H64ZM63 221V222H64ZM68 221V220H67ZM66 221V222H67ZM71 221V220H70ZM102 221V220H101ZM108 221V220H107ZM114 223V221L113 220H111L110 219V224L112 223V222ZM124 221H126V220H124ZM124 221H122V222H124ZM127 221H129V220H127ZM130 221H132V220H130ZM130 221H129V223H130ZM148 221V222H147ZM27 222H29V221H27ZM32 222V221H31ZM102 222H104V221H102ZM102 222H101V224H102ZM117 222H119V221H117ZM133 222V224H135ZM149 222H151L152 224H155V225H152V227H153V230L152 231H149V230H151V229H149V228H151V226H149L148 224H149ZM50 223V224H49ZM108 223V222H107ZM132 223V222H131ZM139 223H140V221H139ZM178 223V222H177ZM24 224V225H23ZM27 224H30V225H27ZM38 224V223H37ZM49 224V225H48ZM69 224V223H68ZM109 224V225H110ZM115 224V223H114ZM113 224V225H114ZM180 224V223H179ZM245 224V223H244ZM112 225V226H113ZM127 225V224H126ZM126 225H125V227H126ZM130 225V224H129ZM128 225V226H129ZM151 225V224H150ZM165 225V224H164ZM261 225H263V223L261 224ZM68 226V225H67ZM73 226V225H72ZM119 226H121V225H119ZM128 226H127V228H128ZM155 226V227H154ZM180 226V225H179ZM49 227V228H48ZM103 227V226H102ZM109 227V226H108ZM111 227V226H110ZM115 227V226H114ZM131 227H132V224H131ZM139 227V226H138ZM149 227V228H148ZM168 227H170V225L168 226ZM176 227V226H175ZM259 227V226H258ZM104 228V227H103ZM118 228V227H117ZM123 228V227H122ZM148 228V229H147ZM154 228H155V230H154ZM158 228H161V229H158ZM165 228H167V227H165ZM252 228V227H251ZM49 229H51V230H49ZM67 229V228H66ZM104 229H106V228H104ZM109 229V228H108ZM119 229V228H118ZM131 229V228H130ZM133 229V228H132ZM137 229V228H136ZM146 229H147V231H146ZM119 230H121V229H119ZM156 230V231H157ZM163 230H165V229H163ZM176 230V229H175ZM74 231V232H73ZM101 231V230H100ZM106 231H108L107 229H106ZM110 231V230H109ZM139 231V230H138ZM56 232V231H55ZM65 232H68V233H73L74 235H72V237H74V242H75V244H71L67 239H64V237H63V239H61L62 237H60V235L59 234H62V233H64L65 234ZM103 232H104V230H103ZM110 232H112V231H110ZM120 232H122V231H120ZM130 232V231H129ZM128 231H127V234L129 233ZM133 232V231H132ZM139 232V233H140ZM123 233V232H122ZM131 233V232H130ZM137 233V232H136ZM136 233L134 234V235H136ZM113 234H114V232H113ZM124 234V233H123ZM155 234V235H154ZM70 235V234H69ZM68 235V236H69ZM105 236H107L106 234H104ZM144 235V234H143ZM142 235V236H143ZM196 235V234H195ZM258 235V234H257ZM66 236V235H65ZM144 236H146V234L144 235ZM147 236V237H148ZM131 237H133V238H140V235L139 236H137V237H134L133 235L131 236ZM166 237V236H165ZM66 238V237H65ZM113 238V237H112ZM111 238V239H112ZM132 238V239H133ZM143 238V237H142ZM150 238V239H151ZM164 238V237H163ZM168 238V237H167ZM72 239V238H71ZM108 239L109 240H111L110 239V235L108 236ZM107 239V240H108ZM125 240H127L126 238H124ZM123 239V240H124ZM145 239V238H144ZM161 240H162V237L160 238ZM139 241L141 240V239H138ZM143 240V239H142ZM141 240V241H142ZM146 240V239H145ZM185 240V239H184ZM243 240V239H242ZM59 241H61V242H63V243H67V245H69L70 246V249H72V250H69V249H65V248H63V247H61L62 245H63V243H60ZM117 241V240H116ZM119 241H121V240H119ZM128 241H130V240H128ZM128 241H126V243H128ZM136 241H137V239H136ZM140 241V242H141ZM138 242V241H137ZM140 242H139V244H140ZM145 242V243H144ZM147 242H148V240H147ZM146 241H143V243L144 244H146L147 243ZM164 242V241H163ZM166 242V241H165ZM134 243V242H133ZM132 243V244H133ZM142 243V244H143ZM149 243H150V241H149ZM263 243V242H262ZM62 244V245H61ZM143 244V245H144ZM152 243H150V245H151ZM163 244V243H162ZM249 244V243H248ZM65 245V244H64ZM113 245V244H112ZM114 245H116V244H114ZM124 245H125V243H124ZM142 245V246H143ZM146 245H148V244H146ZM154 245V244H153ZM152 245V246H153ZM172 245V244H171ZM178 245H180V244H178ZM211 245V244H210ZM233 245V244H232ZM245 245V244H244ZM66 246V245H65ZM69 246H68V248H69ZM126 246V245H125ZM152 246H151V248H152ZM165 246V245H164ZM174 246H175V242H174ZM72 247V248H71ZM138 247V246H137ZM136 247V248H137ZM166 247H167V244H166ZM176 247V246H175ZM174 247V248H175ZM242 247V249H244L243 248V246H241ZM245 247H247V246H245ZM139 248V247H138ZM179 249V248H178ZM181 249H183V248H181ZM263 249V248H262ZM121 250V249H120ZM177 249H175L174 251H176ZM219 250V249H218ZM248 250H249V248H248ZM166 251V252H165ZM178 251H180V250H178ZM239 251V250H238ZM242 251V250H241ZM245 251V250H244ZM173 252V253H172ZM183 252V251H182ZM227 252V251H226ZM234 252H235V250H234ZM236 252H237V250H236ZM187 253V252H186ZM220 253H223V252H220ZM229 253V252H228ZM240 253V252H239ZM224 254V253H223ZM225 254H227V253H225ZM224 254V255H225ZM231 254H233V253H231ZM231 254H229V255H231ZM238 254V253H237ZM249 255L250 253H247V252H241V260H243L244 261V257L246 256V255ZM251 254L252 255H261V254H263V252H262V250L259 248V249H256V250H254V251H252L251 252ZM222 255V254H221ZM187 256V255H186ZM193 256V255H192ZM238 256H239V254H238ZM190 257V256H189ZM193 257H195V256H193ZM218 257H219V255H218ZM224 257V256H223ZM222 257V258H223ZM240 257V256H239ZM249 257V256H248ZM212 258V257H211ZM227 258V257H226ZM229 258V257H228ZM233 258V257H232ZM238 258V257H237ZM244 258V259H243ZM181 259H182V257H181ZM185 259V258H184ZM218 259V258H217ZM230 259V258H229ZM228 259V260H229ZM247 259V258H246ZM249 259V258H248ZM219 260H220V258H219ZM218 260V261H219ZM222 260V259H221ZM224 260V259H223ZM237 260H239V259H237ZM255 259H253V261H254ZM261 260H263V259H261ZM193 261V260H192ZM216 261V260H215ZM242 261V262H243ZM252 261V262H253ZM264 261V260H263ZM190 262V261H189ZM204 262V261H203ZM226 262V261H225ZM245 262V261H244ZM244 262H243V264H244ZM254 262H256V261H254ZM183 263V262H182ZM187 263V262H186ZM211 263V262H210ZM224 263V262H223ZM239 263V262H238ZM260 263V262H259ZM203 264V263H202ZM207 264V263H206ZM225 264V263H224ZM229 264V263H228ZM232 264V263H231ZM240 264V263H239ZM255 264V263H254ZM263 264V263H262Z\"/></svg>",
    "mask_w": 264,
    "mask_h": 264
}]
</instances>
